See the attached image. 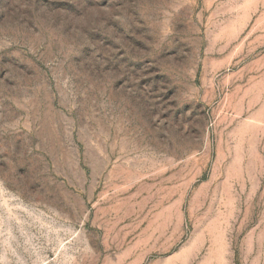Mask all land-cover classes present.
<instances>
[{"label": "rangeland", "instance_id": "rangeland-1", "mask_svg": "<svg viewBox=\"0 0 264 264\" xmlns=\"http://www.w3.org/2000/svg\"><path fill=\"white\" fill-rule=\"evenodd\" d=\"M0 264H264V0H0Z\"/></svg>", "mask_w": 264, "mask_h": 264}]
</instances>
